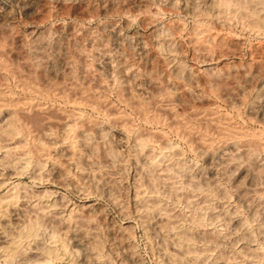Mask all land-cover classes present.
<instances>
[{
	"label": "rangeland",
	"instance_id": "obj_1",
	"mask_svg": "<svg viewBox=\"0 0 264 264\" xmlns=\"http://www.w3.org/2000/svg\"><path fill=\"white\" fill-rule=\"evenodd\" d=\"M33 1V10L30 9V11L22 8L19 0H0V14L2 12L9 13L6 20L0 22V122L2 121L0 123V227H3V230L7 229L6 232L11 228L8 233L11 231L10 234L13 236L14 234L18 235L19 225L24 226L27 224L26 226L31 227V231L33 230L31 238H22L23 245L21 243V249L19 248L22 252L18 250L19 253L16 252L10 257L7 256L8 259L3 254L4 249L2 248L7 243L0 237V253L2 254H0V264H25L26 261L33 262L35 259L37 260L32 264L46 262L49 264H87L81 262V255L78 252H70L73 248V241L70 236L72 232L67 234L69 230L67 225L78 219L75 222L79 231L77 233L92 237L91 249H95L94 251H97L98 254L101 253L100 256L98 255L99 264H110L111 262V264H129L120 256L125 248L118 241L124 236L130 238L137 255H140L139 258L142 264H164L157 249L164 242L154 233V228L156 225H166L169 219L176 220L180 224L183 223L181 225L189 233V235L186 234L187 241L194 244L191 245L192 248L206 253L200 255L194 264H211L213 261H215L214 264H218L223 261L222 259L230 260L233 263L235 261L234 264H264V119L259 114L255 115L253 111L254 104L259 98L260 86L253 83L252 86L248 81L246 86L249 83L250 88L249 86L242 88L240 90V92L242 91L241 94L240 92L236 93L238 90L232 82L233 78H231L239 76L241 78L244 73L243 70L250 73L256 69H261L264 65V0H188L189 2L187 0H185L186 2L184 0H67L70 3L66 0ZM27 11L30 12L27 13ZM123 42L124 44H122ZM139 44L145 45L146 52L140 48ZM40 48H42L41 51ZM138 50L140 51L137 54ZM140 54L141 58L139 57ZM258 54L262 55L259 56ZM64 59L65 62H63ZM105 61L110 63L111 68L107 67ZM51 64H54L57 68L54 72L47 73L46 66ZM141 80H144L143 82L147 84L144 85ZM229 82L232 83V86ZM145 87H148L151 92L148 91V88L147 90L143 89ZM134 88L136 89L134 90ZM145 90L148 92L146 93ZM154 93L160 94L156 95ZM159 96L162 97V101ZM137 98H141L138 99V103ZM253 99L255 102L252 101ZM170 102L171 104H169ZM166 104L168 105L166 106ZM115 113L116 115H114ZM67 124L71 126L70 133L67 131L69 136L64 140L62 132ZM97 126L98 128L102 127L101 129L106 132L105 138L102 140H92L85 144L75 137V132L78 130H82L92 137ZM119 131L124 133L122 145L115 142L118 141L117 133ZM132 133L134 134L132 135ZM70 134H72V137ZM57 139L60 140L58 143ZM138 142L142 144H138ZM71 143L73 146L70 147ZM78 143L80 145H76ZM84 144L91 146V151L87 150ZM207 149L208 151H206ZM240 152L241 154H238ZM232 153L237 155L234 156ZM23 155L28 159L26 160ZM124 157L126 158L123 159ZM143 157L146 158L144 166H138L137 162ZM77 159L81 161L78 162ZM231 159L235 160L231 161ZM64 160L65 162L70 160V163H65ZM71 162L74 167H71ZM81 162H84L82 164L84 166L81 165ZM241 162H244L242 163L243 166ZM246 165L248 170L255 169L256 171L253 170L254 173L251 175L247 174L248 172L245 171L247 170ZM81 167L84 168V171ZM57 168H60V171ZM258 171L262 174H258ZM255 173L257 176H255ZM74 174L76 175L74 176ZM250 181L253 185L250 184ZM96 185L99 187L97 188ZM243 190L245 191L243 192ZM136 197L138 198L136 199ZM140 200H145L156 207L151 212V224L148 227L143 224L139 216L137 217L139 212L138 203H140L138 201ZM154 201H157V203ZM7 202L8 204H6ZM123 207L126 208L122 210ZM34 210H37L36 213ZM231 211L235 212L232 213ZM18 214L19 216H17ZM82 214L83 217H81ZM257 214H260V216ZM232 215L242 220V229L236 231L237 228L235 229L230 221L234 217ZM66 219L67 221H65ZM156 220L157 222H155ZM110 223L112 225L109 226ZM225 225L231 226L227 228ZM33 228L37 231H34ZM53 232L55 234L58 232V235L56 234V236ZM216 232L217 234L219 232L220 236H217ZM193 235L195 237L198 235V237L194 238ZM205 238H207V241L212 240L207 242ZM197 240L200 242L198 243ZM101 241L103 244H101ZM61 242L65 243L67 249L70 250L69 252L66 250L64 253V250L59 246ZM31 245L34 247L31 248ZM43 249L44 251H42ZM49 249L52 253H49L51 252ZM168 249L171 251L170 247ZM238 249H240V252ZM210 251H213V253ZM21 253L24 256L20 255ZM232 254L237 257L232 256ZM246 254L250 257H244L248 256ZM232 257L235 260L234 258L232 260ZM239 257L242 259H239ZM183 259L181 257L180 261L185 264L186 260L184 262ZM220 259L221 261H218Z\"/></svg>",
	"mask_w": 264,
	"mask_h": 264
},
{
	"label": "bare ground",
	"instance_id": "obj_2",
	"mask_svg": "<svg viewBox=\"0 0 264 264\" xmlns=\"http://www.w3.org/2000/svg\"><path fill=\"white\" fill-rule=\"evenodd\" d=\"M17 1V0H16ZM37 1V0H36ZM59 1V0H58ZM61 1V0H60ZM67 1V0H66ZM151 1V0H150ZM181 1V0H180ZM185 1V0H184ZM188 1V0H187ZM19 2H20V4H21V7L22 8H24L25 10H30V9H32L33 8V5H34V1L33 0H19ZM42 2V1H41ZM40 2V3H41ZM64 2V1H63ZM67 2H69V1H67ZM186 2V1H185ZM189 2V1H188ZM37 3V2H36ZM70 3V2H69ZM89 3V2H88ZM87 3V4H88ZM113 3V2H112ZM137 3V2H136ZM135 3V4H136ZM150 3V2H149ZM177 3V2H176ZM183 3V2H182ZM67 4V3H66ZM86 4V3H85ZM144 4V3H143ZM167 4V3H166ZM189 4V3H188ZM198 4V3H197ZM262 4V3H261ZM39 5V4H38ZM42 5V4H41ZM56 5V4H55ZM93 5V4H92ZM112 5V4H111ZM115 6H116V4H114ZM181 5V4H180ZM192 5V4H191ZM194 6H195V4H193ZM47 6V5H46ZM69 6V5H68ZM114 6V7H115ZM182 6V5H181ZM185 6V5H184ZM187 6V5H186ZM197 6V5H196ZM217 6H219V5H217ZM254 6H255V4H254ZM261 6V5H260ZM138 7V6H137ZM180 7V6H179ZM214 7V6H213ZM223 7H224V5H223ZM41 8V7H40ZM68 8V7H67ZM195 8V7H194ZM215 8H216V6H215ZM229 8V7H228ZM248 8V7H247ZM260 8V7H259ZM69 9V8H68ZM184 9H186V8H184ZM191 9V8H190ZM201 9V8H200ZM212 9V8H211ZM252 9V8H251ZM254 9H256V8H254ZM5 10V9H4ZM33 10V9H32ZM41 10V9H40ZM51 10V9H50ZM93 10V9H92ZM137 10V9H136ZM189 10V9H188ZM213 10V9H212ZM6 11V10H5ZM31 11V10H30ZM30 11H27V13L28 12H30ZM187 11V10H186ZM195 11V10H194ZM206 11H208V10H206ZM205 11V12H206ZM2 12V11H1ZM8 12V11H7ZM93 12V11H92ZM211 12H213V11H211ZM220 12V11H219ZM253 12V11H252ZM36 13V12H35ZM91 13V12H90ZM202 13H204V12H202ZM256 13V12H255ZM260 13V12H259ZM8 14L9 13H5V12H2L1 14H0V22L1 21H3V20H6V17L8 16ZM34 14V13H33ZM50 14V13H49ZM199 14V13H198ZM206 14H208V13H206ZM247 14H249V13H247ZM223 15V14H222ZM48 16V15H47ZM209 16V15H208ZM262 17V16H261ZM9 19V18H8ZM11 19V18H10ZM259 19V18H258ZM261 21V20H260ZM5 24H7V23H5ZM4 26V25H3ZM1 27V26H0ZM113 30V29H112ZM32 33V32H31ZM118 33V32H117ZM119 33H121V32H119ZM156 33V32H155ZM154 33V34H155ZM142 34V33H141ZM158 34V33H157ZM156 34V35H157ZM135 35V34H134ZM119 36V35H118ZM132 36V35H131ZM162 36V35H161ZM36 37V36H35ZM49 37V36H48ZM116 37V36H115ZM148 37V36H147ZM153 37V36H152ZM151 37V38H152ZM154 37H156V36H154ZM109 38V37H108ZM133 38V37H132ZM139 38V37H138ZM145 38V37H144ZM39 39V38H38ZM45 39V38H44ZM47 39H49V38H47ZM106 39V38H105ZM110 39V38H109ZM126 39V38H125ZM148 39V38H147ZM40 40V39H39ZM53 40V39H52ZM131 40V39H130ZM138 40V39H137ZM140 40H142V39H140ZM155 40V39H154ZM153 40V41H154ZM125 41V40H124ZM152 41V42H153ZM157 41V40H156ZM159 41V40H158ZM157 41V42H158ZM162 41V40H161ZM34 42V41H33ZM106 42H107V39H106ZM118 42V41H117ZM128 42V41H127ZM151 42V43H152ZM46 43V42H45ZM49 43V42H48ZM143 43V42H142ZM50 44H51V42H50ZM122 44H124V42L122 43ZM127 44V43H126ZM144 44H146V43H144ZM161 44V43H160ZM45 44L43 43V46H44ZM108 45V44H107ZM118 45H120V44H118ZM135 45V44H134ZM134 45H133V47H134ZM138 45V44H137ZM140 45V44H139ZM150 45V44H149ZM156 45V44H155ZM47 46V45H46ZM45 46V47H46ZM61 46V45H60ZM127 46V45H126ZM130 46V45H129ZM141 47V49L142 50H144V52H146L145 51V49H146V47H145V45H140ZM158 46V45H157ZM42 47V46H41ZM59 47V46H58ZM118 47H120V46H118ZM148 47V46H147ZM155 47V46H154ZM55 48V47H54ZM129 48V47H128ZM137 48V47H136ZM159 48H161V47H159ZM37 49V48H36ZM39 49V48H38ZM41 49L42 48H40V51H41ZM52 49V48H51ZM62 49V48H61ZM105 49V48H104ZM120 49V48H119ZM125 49V48H124ZM131 49V48H130ZM140 49V50H141ZM155 49V48H154ZM48 50H49V47H48ZM116 50V49H115ZM122 50V49H121ZM134 50V49H133ZM140 50H138V52H137V54L139 53V51ZM56 51V50H55ZM61 51V50H60ZM64 51H65V49H64ZM63 51V52H64ZM123 51V50H122ZM160 51V50H159ZM47 52V51H46ZM48 52H50V51H48ZM62 52V53H63ZM105 52V51H104ZM117 52V51H116ZM155 52V51H154ZM263 52V51H262ZM36 53V52H35ZM39 53V52H38ZM44 53V52H43ZM58 53V52H57ZM61 53V52H60ZM133 53V52H132ZM141 53V52H140ZM142 53H143V51H142ZM147 53H148V50H147ZM67 54H70V53H67ZM116 54V53H115ZM263 54V53H262ZM262 54H258L259 56L260 55H262ZM39 55V54H38ZM45 55V54H44ZM47 55V54H46ZM71 55V54H70ZM102 55V54H101ZM107 55V54H106ZM144 55V54H143ZM35 56V55H34ZM41 56V55H40ZM60 56V55H59ZM125 56H126V54H125ZM128 56V55H127ZM130 56V55H129ZM256 56V55H255ZM264 56V55H263ZM44 57V56H43ZM65 57V55L63 56V58ZM67 57V56H66ZM72 57V56H71ZM104 57V56H103ZM106 57V56H105ZM140 58H141V54H140V56H139ZM253 57V56H252ZM258 57V56H257ZM262 57V56H261ZM47 58V57H46ZM49 58H51V57H49ZM57 58V57H56ZM152 58V57H151ZM256 58V57H255ZM254 58V59H255ZM70 59V58H69ZM72 59V58H71ZM258 59V58H257ZM73 60V59H72ZM71 60V61H72ZM111 60V59H110ZM110 60H109V62H110ZM122 60H125V59H122ZM139 60H141V59H139ZM264 60V59H263ZM111 61H113V60H111ZM128 61V60H127ZM43 62H44V60H43ZM48 62V61H47ZM46 62V63H47ZM54 62V61H53ZM60 62V61H59ZM63 62H65V59H64V61ZM70 62V61H69ZM108 61H105V64L107 65V67H110V63H109ZM123 63H124V61H122ZM121 62V63H122ZM146 62V61H145ZM257 62V61H256ZM45 63V62H44ZM68 63V62H67ZM104 63V62H103ZM122 63V64H123ZM151 63V62H150ZM253 63V62H252ZM48 64H49V62H48ZM114 64V63H113ZM118 64V63H117ZM130 64V63H129ZM145 64V63H144ZM63 65V64H62ZM65 65V64H64ZM67 65V64H66ZM69 65H70V63H69ZM100 65V64H99ZM105 65V66H106ZM120 65V64H119ZM132 65V64H131ZM179 65V64H178ZM182 65V64H181ZM180 65V66H181ZM252 65V64H251ZM42 66H44V65H42ZM117 66V65H116ZM123 66V65H122ZM130 66V65H129ZM134 66V65H133ZM185 66V65H184ZM240 66V65H239ZM250 66V65H249ZM259 66V65H258ZM63 67V66H62ZM65 67V66H64ZM119 67V66H118ZM125 67V66H124ZM126 67H128V66H126ZM245 67V66H244ZM252 67H254V66H252ZM256 67V66H255ZM57 68V67H56ZM55 68V65L54 64H51V65H47L46 66V71H47V73L48 72H54V70L56 69ZM104 68V67H103ZM111 68V67H110ZM132 68H134V67H132ZM181 68H182V66H181ZM231 68V67H230ZM250 68H251V66H250ZM61 69V68H60ZM114 69V68H113ZM126 69V68H125ZM233 69V68H232ZM231 69V70H232ZM255 69V68H254ZM253 69V70H254ZM44 70V69H43ZM106 70V69H105ZM108 70H110V69H108ZM119 70V69H118ZM121 70V69H120ZM127 70V69H126ZM137 70V69H136ZM176 70V69H175ZM184 70V69H183ZM183 70H181V71H183ZM187 70V69H186ZM236 70V69H235ZM241 70H243V69H241ZM249 70V69H248ZM251 70V69H250ZM113 71V70H112ZM130 71V70H129ZM133 71V70H132ZM138 71V70H137ZM190 71V70H189ZM115 72V71H114ZM149 72V71H148ZM179 72V71H178ZM243 74H242V77L241 78H239V77H231V78H233V83H234V86L236 87V89L238 90V92H236V93H239L240 92V90L242 89V88H247L248 86H249V83H248V86H246V83L248 82V81H250V84L253 86V84H255V85H257V86H260V88H259V98H257L258 100H257V102H256V104H254V107H253V111L255 112V115L256 114H259V115H261L262 116V118L264 119V65H262V68L261 69H256V70H254V71H252V72H250V73H246L245 72V70H243ZM46 73V72H45ZM132 73V72H131ZM138 73V72H137ZM189 73V72H188ZM187 73V74H188ZM43 74H44V72H43ZM134 74V73H133ZM151 74V73H150ZM176 74H177V71H176ZM232 74H234L233 72H232ZM47 75V74H46ZM50 75V74H49ZM116 75V74H115ZM118 75V74H117ZM180 75V74H179ZM126 76V75H125ZM127 76H128V74H127ZM131 76V75H130ZM141 76V75H140ZM182 76V75H181ZM184 76V75H183ZM189 76V75H188ZM231 76V75H230ZM235 76H237V75H235ZM115 77V76H114ZM136 77V76H135ZM137 77H139V76H137ZM145 77H146V75H145ZM152 77H153V75H152ZM178 77H180V76H178ZM126 78V77H125ZM124 78V79H125ZM189 78H190V76H189ZM192 78V77H191ZM123 79V78H122ZM136 79V78H135ZM142 79V78H141ZM186 79V78H185ZM193 79V78H192ZM228 79H230V78H228ZM114 80V79H113ZM132 80V79H131ZM137 80V79H136ZM144 80H145V78H144ZM144 80H141V82H143ZM180 80V79H179ZM116 81V80H115ZM120 81V80H119ZM133 81H135L134 79H133ZM138 81V80H137ZM156 81V80H155ZM184 81H186V80H184ZM193 81V80H192ZM210 81V80H209ZM229 81V80H228ZM126 82V81H125ZM140 82V81H139ZM138 82V83H139ZM146 82H147V80H146ZM151 82V81H150ZM190 82V81H189ZM132 83V82H131ZM134 83V82H133ZM144 83V82H143ZM142 83V84H143ZM155 83H157V82H155ZM253 83V84H252ZM126 84V83H125ZM145 84H147V83H144V85ZM150 84V83H149ZM158 84V83H157ZM192 84V83H191ZM214 84V83H213ZM229 84L231 85L232 83H230L229 82ZM123 85V84H122ZM127 85H128V83H127ZM134 85V84H133ZM151 85V84H150ZM149 85V86H150ZM156 85V84H155ZM211 85V84H210ZM230 85H228V86H230ZM148 86V87H149ZM153 86V85H152ZM208 86V85H207ZM232 86V85H231ZM246 86V87H245ZM122 87V86H121ZM135 87V86H134ZM144 87V86H143ZM148 87H145V88H143V89H146L147 90V88ZM155 88H157V87H155ZM155 88H153V89H155ZM210 88V87H209ZM227 88H229V87H227ZM233 88V87H232ZM249 88H250V86H249ZM252 88V87H251ZM136 88H134V90H135ZM140 89V88H139ZM142 89V90H143ZM152 89V90H153ZM161 89V88H160ZM226 89V88H225ZM141 90V89H140ZM145 90V91H146ZM162 90V89H161ZM227 90V89H226ZM230 90V89H229ZM129 91V90H128ZM136 91H138V90H136ZM135 91V92H136ZM144 91V90H143ZM148 91H150L149 90V88H148ZM148 91H146V93L148 92ZM232 91V90H231ZM124 92V91H123ZM139 92V91H138ZM137 92V93H138ZM151 92V91H150ZM154 92V91H153ZM226 92V91H225ZM233 92H235L234 90H233ZM242 92V91H241ZM241 92H240V94H241ZM143 93V92H142ZM157 93V92H156ZM156 93H154V94H156ZM161 93V92H160ZM159 93V94H160ZM227 93V92H226ZM253 93V92H252ZM128 94V93H127ZM130 94V93H129ZM135 94V93H134ZM151 94V93H150ZM159 94H156V95H159ZM239 94V95H240ZM130 95H132V94H130ZM139 95V94H138ZM142 95V94H141ZM152 95V94H151ZM225 95V94H224ZM226 95H228V93L226 94ZM253 95V94H252ZM136 96V95H135ZM148 96V95H147ZM245 96H248V95H245ZM84 97V96H83ZM146 97V96H145ZM160 97V96H159ZM167 97V96H166ZM227 97V96H226ZM235 97V96H234ZM233 97V98H234ZM253 97H255L254 95H253ZM132 98V97H131ZM161 98L162 97H160V100H161ZM247 98V97H246ZM83 99V98H82ZM129 99H130V97H129ZM138 99L139 98H137V103H138ZM141 99V98H140ZM139 99V100H140ZM167 99V98H166ZM248 99V98H247ZM255 99V98H254ZM254 99L252 100V101H254ZM86 100H88L87 98H86ZM144 100V99H143ZM235 100V99H234ZM244 100V99H243ZM73 101V100H72ZM125 101V100H124ZM162 101V100H161ZM90 102V101H89ZM92 102V101H91ZM141 102V101H140ZM164 102V101H163ZM163 102H162V104H163ZM165 102H167V101H165ZM174 102V101H173ZM244 102V101H243ZM255 102V101H254ZM87 103V102H86ZM99 103V102H98ZM159 103H161V102H159ZM238 103V102H237ZM240 103V102H239ZM93 104V103H92ZM97 104V103H96ZM169 104H171V102L169 103ZM236 104V103H235ZM165 105V104H164ZM168 104H166V106H167ZM248 105H250V104H248ZM247 105V106H248ZM252 105V104H251ZM105 106V105H104ZM140 106H141V104H140ZM166 106H164V107H166ZM215 106V105H214ZM94 107V106H93ZM173 107V106H172ZM252 107V106H251ZM174 108V107H173ZM104 109V108H103ZM108 109V108H107ZM111 109V108H110ZM171 109V108H170ZM250 109H252V108H250ZM109 110V109H108ZM107 111V110H106ZM111 111V110H110ZM171 111V110H170ZM173 111V110H172ZM249 111H251V110H249ZM66 112V111H65ZM204 112V111H203ZM252 112V111H251ZM81 113V112H80ZM253 113V112H252ZM198 114V113H197ZM71 115V114H70ZM76 115V114H75ZM107 115V114H106ZM110 115H111V112H110ZM114 115H116V113L114 114ZM177 115V114H176ZM11 116V115H10ZM80 116H82V115H80ZM79 116V117H80ZM113 116V115H112ZM203 116V115H202ZM208 116V115H207ZM8 117V116H7ZM198 117V116H197ZM203 118V117H202ZM214 118V117H213ZM6 119V118H5ZM12 119V118H11ZM65 119H66V117H65ZM108 119V118H107ZM114 119V118H113ZM255 119V118H254ZM3 120V119H2ZM211 120V119H210ZM262 120V119H261ZM108 121H110V120H108ZM115 121V120H114ZM198 121H200V120H198ZM205 121V120H204ZM2 122V121H1ZM0 122V123H1ZM6 122V121H5ZM4 122V123H5ZM8 122V121H7ZM116 122V121H115ZM202 122V121H201ZM75 123V122H74ZM99 123V122H98ZM103 123V122H102ZM216 123V122H215ZM63 124V123H62ZM69 124V123H68ZM63 125L64 126V131L62 132L63 134H62V136L64 135V140H66L67 139V137L69 136V131H70V125ZM101 124V123H100ZM118 124H119V122H118ZM125 124V123H124ZM228 124V123H227ZM5 125V124H4ZM3 125V126H4ZM97 125H99V124H97ZM101 125H103V124H101ZM111 125V124H110ZM116 125V124H115ZM120 125V124H119ZM11 126V125H10ZM73 126V125H72ZM79 126V125H78ZM227 126V125H226ZM229 126H231V125H229ZM105 127V126H104ZM104 127H103V129H104ZM106 127H107V125H106ZM109 127H111V126H109ZM117 127V126H116ZM219 127V126H218ZM264 127V126H263ZM3 128V127H2ZM7 128V127H6ZM62 128V127H61ZM60 128V129H61ZM82 128V127H81ZM95 128V127H94ZM93 128V129H94ZM102 128V127H101ZM100 127L98 128V126H97V128L95 129V132H94V134L92 135V137H90V136H88V134L86 133L85 134V132L84 131H82V130H78L77 132H75L76 134H75V137L76 138H78V140L80 141V142H82V143H89V142H91L92 140H102L103 138H105V131L104 130H102ZM122 128H123V126H122ZM131 128V127H130ZM4 129V128H3ZM108 129V128H107ZM114 129V128H113ZM116 129V128H115ZM118 129H119V127H118ZM118 129H117V131H118ZM121 129V128H120ZM5 130V129H4ZM59 130V129H58ZM84 130V129H83ZM228 130V129H227ZM61 131V130H60ZM59 131V132H60ZM69 133H68V132ZM72 131V130H71ZM91 131V130H90ZM94 131V130H93ZM235 131H236V129H235ZM3 132V131H2ZM5 132V131H4ZM88 132V131H87ZM126 132H127V130H126ZM131 132H133V131H131ZM223 132V131H222ZM226 132V131H225ZM261 132V131H260ZM1 133V132H0ZM61 133V132H60ZM115 133V132H114ZM231 133V132H230ZM51 134V133H50ZM57 134V133H56ZM89 134H91V133H89ZM111 134V133H110ZM118 141H115V139H114V141L115 142H118V144H120V145H122L123 144V142H124V133H123V131H119L118 133ZM134 133H132V135H133ZM254 134V133H253ZM259 134H261V133H259ZM43 135H45L44 133H43ZM47 136H49L48 134H46ZM71 135V137H72V134H70ZM116 135V134H115ZM114 135V136H115ZM235 135V134H234ZM237 135V134H236ZM241 135V134H240ZM242 135H244V134H242ZM1 136H2V134H1ZM53 136V135H52ZM107 136V135H106ZM111 136V135H110ZM239 136V135H238ZM249 136V135H248ZM3 137V136H2ZM46 137V136H45ZM50 137V136H49ZM49 137H46V138H49ZM61 137V136H60ZM243 137V136H242ZM259 137V136H258ZM58 138V137H57ZM114 138V137H113ZM230 138V137H229ZM236 138H238V137H236ZM247 138V137H246ZM255 138H257V137H255ZM45 139V138H44ZM51 139V138H50ZM70 139V138H69ZM72 139V138H71ZM75 139V138H74ZM111 139V138H110ZM126 139V138H125ZM227 139V138H226ZM232 139V138H231ZM6 140V139H5ZM60 140H62L63 141V139L62 138H60ZM60 140H58L57 139V143H58V141H60ZM230 140V139H229ZM251 140V139H250ZM48 141V140H47ZM69 141V140H68ZM130 141V140H129ZM132 141V140H131ZM101 142V141H100ZM108 142V141H107ZM115 142H114V144H115ZM127 142V141H126ZM248 142V141H247ZM249 142H251V141H249ZM257 142V141H256ZM98 143V142H97ZM102 143H104V142H102ZM133 143H136V142H133ZM72 144V143H71ZM70 144V147L71 146H73V144L71 145ZM84 144V145H85ZM91 144V143H90ZM93 144V143H92ZM138 144H142V143H139L138 142ZM144 144V143H143ZM225 144V143H224ZM243 144V143H242ZM241 144V145H242ZM246 144V143H245ZM249 144V143H248ZM247 144V145H248ZM257 144V143H256ZM76 145H80V143H78V144H76ZM127 145H128V143H127ZM234 145V144H233ZM246 145V146H247ZM251 145V144H250ZM260 145V144H259ZM46 146V145H45ZM57 146V145H56ZM58 146H59V144H58ZM65 146V145H64ZM93 146V145H92ZM139 146V145H138ZM143 146V145H142ZM230 146V145H229ZM232 146V145H231ZM238 146V145H237ZM254 146V145H253ZM55 147V146H54ZM78 147V146H77ZM91 146H88V145H85V148L87 149V150H89V151H91V148H90ZM96 147H98V146H96ZM144 147H145V145H144ZM228 147V146H227ZM226 147V148H227ZM242 147V146H241ZM250 147V146H249ZM248 147V148H249ZM251 147H252V145H251ZM262 147V146H261ZM117 148V147H116ZM121 148H122V146H121ZM137 148V147H136ZM172 148V147H171ZM205 148H207L206 146H205ZM217 148V147H216ZM216 148H214V149H216ZM225 148V149H226ZM231 148V147H230ZM233 148H234V146H233ZM253 148V147H252ZM255 148H256V146H255ZM50 149H52V148H50ZM67 149V148H66ZM74 149V148H73ZM79 149V148H78ZM98 149V148H97ZM134 149V148H133ZM139 149V148H138ZM137 149V150H138ZM143 149V148H142ZM160 149H162V148H160ZM245 149V148H244ZM250 149V148H249ZM249 149H247V150H249ZM254 149V148H253ZM42 150V149H41ZM58 150V149H57ZM71 150V149H70ZM111 150V149H110ZM141 150V149H140ZM144 150V149H143ZM158 150V149H157ZM222 150V149H221ZM223 150H224V148H223ZM230 150V149H229ZM237 150V149H236ZM246 150V149H245ZM245 150H244V152H245ZM260 150V149H259ZM44 151V150H43ZM55 151V150H54ZM71 151H73V150H71ZM97 151V150H96ZM103 151V150H102ZM112 151H113V149H112ZM151 151V150H150ZM153 151V150H152ZM206 151H208V149L206 150ZM242 151V150H241ZM255 151H256V149H255ZM50 152V151H49ZM52 152V151H51ZM75 152V151H74ZM109 152V151H108ZM107 152V153H108ZM114 152V151H113ZM116 152V151H115ZM123 152V151H122ZM132 152V151H131ZM142 152V151H141ZM141 152H140V154H141ZM199 152H200V150H199ZM235 152V151H234ZM249 152V151H248ZM264 152V151H263ZM67 153V152H66ZM69 153V152H68ZM87 153V152H86ZM110 153H111V151H110ZM119 153V152H118ZM133 153H135V152H133ZM138 153V152H137ZM202 153V152H201ZM205 153V152H204ZM216 153V152H215ZM225 153V152H224ZM227 153V152H226ZM250 153V152H249ZM248 153V154H249ZM257 153V152H256ZM262 153V152H261ZM24 154V153H23ZM61 154H63V153H61ZM71 154H73V153H71ZM79 154V153H78ZM106 154V153H105ZM220 154V153H219ZM231 154V153H230ZM233 154V153H232ZM236 154V153H235ZM238 154H241V152L240 153H238ZM243 154V153H242ZM247 154V155H248ZM25 155H27V154H25ZM67 155V154H66ZM80 155H81V153H80ZM90 155H91V153H90ZM122 155H123V153H122ZM128 155V154H127ZM135 155V154H134ZM133 155V156H134ZM144 155H146V154H144ZM149 155V154H148ZM161 155V154H160ZM178 155V154H177ZM226 155V154H225ZM234 155V154H233ZM237 155V154H236ZM236 155H234V156H236ZM254 155H255V153H254ZM253 155V156H254ZM257 155V154H256ZM259 155V154H258ZM49 156H51V155H49ZM58 156V155H57ZM61 156H63V155H61ZM83 156H85V155H83ZM104 156H107V155H104ZM109 156V155H108ZM112 156V155H111ZM153 156V155H152ZM157 156V155H156ZM231 156V155H230ZM239 156H241V155H239ZM244 156V155H243ZM252 156V155H251ZM260 156V155H259ZM20 157V156H19ZM23 157H24V155H23ZM28 157V156H27ZM65 157V156H64ZM67 157V156H66ZM72 157V156H71ZM78 157H80V156H78ZM137 157H138V155H137ZM148 157V156H147ZM159 157V156H158ZM157 157V158H158ZM180 157V156H179ZM219 157H220V155H219ZM222 157V156H221ZM224 157V156H223ZM247 157V156H246ZM258 157V156H257ZM25 158V157H24ZM69 158V157H68ZM98 158V157H97ZM96 158V159H97ZM107 158V157H106ZM113 158V157H112ZM117 158V157H116ZM126 157H124L123 159H125ZM140 158H141V156H140ZM150 158H151V156H150ZM165 158V157H164ZM234 158V157H233ZM259 158H261V157H259ZM22 159V158H21ZM26 159V158H25ZM28 159V158H27ZM26 159V160H27ZM42 159V158H41ZM75 159V158H74ZM84 159H85V157H84ZM84 159H83V161H84ZM86 159H87V157H86ZM119 159V158H118ZM153 159H154V157H153ZM152 159V160H153ZM160 159V158H159ZM239 159V158H238ZM250 159H252V158H250ZM258 159V158H257ZM257 159H255V160H257ZM20 160V159H19ZM92 160V159H91ZM109 160V159H108ZM115 160V159H114ZM127 160V159H126ZM145 160H146V158L145 157H143L139 162H137V164H138V166H144V164H145ZM151 160V159H150ZM161 160H163V159H161ZM233 160H235V159H233ZM232 159H231V161H233ZM253 160H254V158H253ZM16 161V160H15ZM41 161V160H40ZM52 161V160H51ZM63 161V160H62ZM61 161V162H62ZM70 161V160H69ZM69 161H67V162H69ZM72 161V160H71ZM77 161H78V159H77ZM79 161H81L80 159H79ZM78 161V162H79ZM106 161H107V159H106ZM113 161V160H112ZM124 161V160H123ZM122 161V162H123ZM133 161V160H132ZM137 161V160H136ZM160 161V160H159ZM168 161V160H167ZM238 161V160H237ZM239 161H240V159H239ZM238 161V162H239ZM242 161V160H241ZM252 161V160H251ZM262 161V160H261ZM8 162V161H7ZM13 162V161H12ZM24 162V161H23ZM56 162V161H55ZM58 162H59V160H58ZM64 162H65V160H64ZM67 162H65V163H67ZM99 162V161H98ZM98 162H97V164H98ZM105 162V161H104ZM103 162V163H104ZM119 162H121L120 161V159H119ZM134 162V161H133ZM150 162V161H149ZM153 162H155V161H153ZM45 163V162H44ZM70 163V162H69ZM68 163V164H69ZM72 163V162H71ZM76 163V162H75ZM84 163V162H83ZM82 162H81V165L83 164ZM92 164H93V162H91ZM95 163H96V160H95ZM106 163V162H105ZM147 163V162H146ZM152 163V162H151ZM242 163H244V162H241V165H242ZM252 163V162H251ZM60 164V163H59ZM63 164V163H62ZM78 164V163H77ZM87 164V163H86ZM107 164H108V161H107ZM119 164V163H118ZM135 164V163H134ZM156 164V163H155ZM160 164V163H159ZM231 164V163H230ZM250 164V163H249ZM252 164H254V163H252ZM251 164V165H252ZM257 164V163H256ZM260 164V163H259ZM17 165H19V164H17ZM21 165H22V163H21ZM29 165V164H28ZM41 165V164H40ZM56 165V164H55ZM72 166L71 167H74L73 166V163L71 164ZM76 165V164H75ZM102 165V164H101ZM124 165V164H123ZM129 165V164H128ZM149 165V164H148ZM234 165H235V163H234ZM240 165V166H241ZM245 165V164H244ZM255 165V164H254ZM261 165H263V164H261ZM15 166V165H14ZM22 166H24V165H22ZM35 166V165H34ZM38 166V165H37ZM57 166V165H56ZM60 166V165H59ZM68 166V165H67ZM82 166H84V165H82ZM98 166V165H97ZM106 166V165H105ZM153 166H155V165H153ZM243 166V165H242ZM247 166V165H246ZM258 166V165H257ZM18 167V166H17ZM20 167V166H19ZM44 167V166H43ZM70 167V166H69ZM68 167V168H69ZM77 167V166H76ZM102 167V166H101ZM100 167V168H101ZM112 167V166H111ZM110 167V168H111ZM168 167H170V166H168ZM254 167V166H253ZM262 167V166H261ZM15 168V167H14ZM21 168H24V167H21ZM25 168H26V165H25ZM62 168H67V167H62ZM61 168V169H62ZM80 168V167H79ZM82 168V167H81ZM90 168H91V166H90ZM121 168H124V167H121ZM126 168V167H125ZM128 168V167H127ZM126 168V169H127ZM140 168V167H139ZM138 168V169H139ZM150 168V167H149ZM181 168V167H180ZM237 168H239V167H237ZM57 169H59V171H60V168H57ZM83 169V171H84V168H82ZM113 169V168H112ZM142 169V168H141ZM146 169V168H145ZM245 169V168H244ZM249 169H251V168H249ZM23 170V169H22ZM40 170V169H39ZM38 170V171H39ZM52 170V169H51ZM56 170V169H55ZM66 170H68V169H66ZM65 170V171H66ZM71 170H72V168H71ZM75 170V169H74ZM85 170H86V168H85ZM92 170V169H91ZM107 170V169H106ZM115 170V169H114ZM137 170V169H136ZM143 170H144V168H143ZM142 170V171H143ZM197 170V169H196ZM252 170V169H251ZM251 170H248V166H247V170H245L246 172H248L247 174H249V175H251V174H253L254 172H253V170H255V169H253L252 171ZM264 170V169H263ZM24 171V170H23ZM36 171V170H35ZM81 171V170H80ZM82 171V172H83ZM87 171H88V169H87ZM94 171V170H93ZM92 171V172H93ZM101 171H104V170H101ZM122 171V170H121ZM154 171V170H153ZM245 171H242V172H245ZM256 171V170H255ZM16 172V171H15ZM54 172H56V171H54ZM62 172V171H61ZM95 172V171H94ZM98 172V171H97ZM144 172V171H143ZM148 172H149V170H148ZM150 172H152V171H150ZM264 172V171H263ZM81 173V172H80ZM139 173V172H138ZM190 173V172H189ZM53 174H56V173H53ZM104 174H105V172H104ZM140 174V173H139ZM144 174V173H143ZM142 174V175H143ZM146 174V173H145ZM150 174V173H149ZM195 174V173H194ZM240 174H242L241 172H240ZM243 174H245V173H243ZM256 174V173H255ZM258 174H262V173H260L259 171H258ZM264 174V173H263ZM59 175V174H58ZM62 175V174H61ZM65 175V174H64ZM71 175V174H70ZM76 174H74V176H75ZM91 175V174H90ZM153 175V174H152ZM187 175H189V174H187ZM248 175V176H249ZM55 176V175H54ZM73 176V177H74ZM78 176H79V174H78ZM86 176V175H85ZM84 176V177H85ZM104 176V175H103ZM102 176V177H103ZM148 176V175H147ZM155 176V175H154ZM170 176V175H169ZM244 176V175H243ZM253 176V175H252ZM251 176V177H252ZM255 176H257V174L255 175ZM59 177V176H58ZM57 177V178H58ZM61 177V176H60ZM67 177V176H66ZM83 177V176H82ZM139 177V176H138ZM150 177V176H149ZM149 177H147V178H149ZM175 177V176H174ZM173 177V178H174ZM240 177V176H239ZM242 177V176H241ZM250 177V178H251ZM68 178V177H67ZM238 178V177H237ZM247 178V177H246ZM245 178V179H246ZM249 178V177H248ZM81 179V178H80ZM85 179V178H84ZM86 179H87V177H86ZM94 179V178H93ZM101 179V178H100ZM166 179H168V178H166ZM176 179V178H175ZM194 179V178H193ZM241 179V178H240ZM253 179V178H252ZM257 179V178H256ZM255 179V180H256ZM67 180V179H66ZM83 180V179H82ZM97 180V179H96ZM169 180V179H168ZM243 180V179H242ZM248 180V179H247ZM254 180V179H253ZM62 181H64V180H62ZM101 181V180H100ZM150 181V180H149ZM196 181V180H195ZM240 181V180H239ZM252 181V180H251ZM251 181H250V184H251ZM263 181V180H262ZM74 182V181H73ZM99 182V181H98ZM259 182V181H258ZM66 183H68V182H66ZM77 183V182H76ZM97 183V182H96ZM95 183V184H96ZM103 183H105V182H103ZM112 183H114V182H112ZM146 183V182H145ZM241 183V182H240ZM244 183H245V181H244ZM116 184V183H115ZM143 184V183H142ZM172 184V183H171ZM239 184V183H238ZM248 184V183H247ZM62 185H63V183H62ZM65 185V184H64ZM71 185H74V184H71ZM70 185V186H71ZM101 185V184H100ZM205 185V184H204ZM242 185V184H241ZM251 185H253V184H251ZM12 186V185H11ZM95 186V185H94ZM104 186V185H103ZM106 186V185H105ZM175 186V185H174ZM240 186V185H239ZM238 186V187H239ZM14 187V186H13ZM17 187V186H16ZM75 187V186H74ZM96 187H97V185H96ZM99 187V186H98ZM97 187V188H98ZM158 187V186H157ZM217 187V186H216ZM76 188V187H75ZM94 188V187H93ZM143 188V187H142ZM145 188H146V186H145ZM172 188V187H171ZM192 188V187H191ZM214 188V187H213ZM220 188V187H219ZM149 189H150V187H149ZM178 189V188H177ZM196 189V188H195ZM202 189V188H201ZM206 189V188H205ZM209 189V188H208ZM238 189V188H237ZM242 189V188H241ZM246 189H247V187H246ZM9 190V189H8ZM80 190V189H79ZM171 190V189H170ZM179 190V189H178ZM211 190H213V189H211ZM225 190V189H224ZM110 191V190H109ZM147 191V190H146ZM152 191V190H151ZM198 191V190H197ZM202 191V190H201ZM200 191V192H201ZM218 191V190H217ZM245 190H243V192H244ZM250 191V190H249ZM98 192V191H97ZM144 192V191H143ZM154 192V191H153ZM175 192V191H174ZM240 193H242L241 191H239ZM238 192V193H239ZM49 193V192H48ZM101 193V192H100ZM105 193V192H104ZM110 194H112L111 192H109ZM156 193V192H155ZM249 193V192H248ZM11 194V193H10ZM14 194V193H13ZM54 194V193H53ZM114 194V193H113ZM147 194V193H146ZM165 194V193H164ZM170 194H171V192H170ZM178 194V193H177ZM213 194V193H212ZM218 194V193H217ZM245 194V193H244ZM152 195H153V193H152ZM174 195V194H173ZM209 195V194H208ZM211 195V194H210ZM224 195V194H223ZM246 195V194H245ZM23 196V195H22ZM26 196V195H25ZM35 196V195H34ZM112 196H114V195H112ZM186 196V195H185ZM194 196V195H193ZM213 196V195H212ZM250 196V195H249ZM44 197V196H43ZM47 197V196H46ZM45 197V198H46ZM142 197V196H141ZM173 197V196H172ZM194 197H196V196H194ZM214 197V196H213ZM241 197V196H240ZM243 197H244V195H243ZM258 197V196H257ZM2 198V197H1ZM15 198V197H14ZM20 198V197H19ZM18 198V199H19ZM38 198V197H37ZM110 198V197H109ZM138 197H136V199H137ZM139 198H140V196H139ZM152 198V197H151ZM203 198H204V196H203ZM222 198V197H221ZM249 198V197H248ZM247 198V199H248ZM254 198H255V196H254ZM18 199H17V201H18ZM25 199V198H24ZM40 199V198H39ZM49 199H50V197H49ZM115 200H116V198H114ZM142 199V198H141ZM143 199H146V198H143ZM155 199V198H154ZM192 199H193V197H192ZM257 199V198H256ZM52 200V199H51ZM152 200V199H151ZM151 200H149V201H151ZM159 200V199H158ZM185 200V199H184ZM203 200V199H202ZM208 200V199H207ZM246 200V199H245ZM245 200H244V202H245ZM252 200H253V198H252ZM14 201V200H13ZM37 201V200H36ZM117 201V200H116ZM176 201H178V200H176ZM192 201V200H191ZM197 201V200H196ZM201 201V200H200ZM206 201V200H205ZM212 201V200H211ZM259 201V200H258ZM11 202V201H10ZM44 202H45V200H44ZM47 202V201H46ZM115 202V201H114ZM138 202H140V203H138L139 204V212H138V215H137V217L139 216L140 217V219L142 220V222H143V224L146 226V227H148V226H150V224H151V218H150V215H151V212L156 208V207H154L153 205H151V204H149L148 202H146L145 200H140V201H138ZM155 202V201H154ZM186 202V201H185ZM193 202V201H192ZM204 202V201H203ZM240 202V201H239ZM242 202V201H241ZM249 202V201H248ZM247 202V203H248ZM250 202H252V201H250ZM14 203V202H13ZM53 203V202H52ZM63 203V202H62ZM117 203V202H116ZM151 203V202H150ZM155 203H157V201L155 202ZM195 203V202H194ZM198 203V202H197ZM200 203V202H199ZM204 203H206V202H204ZM246 203V202H245ZM258 203V202H257ZM257 203H255L256 205H257ZM6 204H8V202L6 203ZM23 204V203H22ZM30 204H31V201H30ZM29 204V205H30ZM33 204V203H32ZM38 204V203H37ZM41 204V203H40ZM162 204V203H161ZM190 204V203H189ZM196 204V203H195ZM203 204V203H202ZM249 204V203H248ZM253 204V203H252ZM254 204V205H255ZM12 205V204H11ZM19 205V204H18ZM48 205H49V203H48ZM52 205V204H51ZM93 205H94V203H93ZM163 205V204H162ZM167 205V204H166ZM186 205V204H185ZM193 205V204H192ZM200 205V204H199ZM3 206V205H2ZM47 206V205H46ZM46 206H45V208H46ZM50 206V205H49ZM64 206V205H63ZM101 206V205H100ZM121 206V205H120ZM137 206V205H136ZM168 206V205H167ZM190 206V205H189ZM195 206V205H194ZM207 206H209V205H207ZM250 206H251V204H250ZM4 207V206H3ZM25 207V206H24ZM29 207H31V206H29ZM34 207V206H33ZM52 207V206H51ZM119 207V206H118ZM171 207V206H170ZM202 207H204V206H202ZM247 207H248V205H247ZM255 208H256V206H254ZM6 208H7V206H6ZM23 208V207H22ZM41 208V207H40ZM43 208V207H42ZM44 208V209H45ZM50 208V207H49ZM56 208V207H55ZM126 207H123L122 208V210L123 209H125ZM138 208V207H137ZM136 208V209H137ZM188 208V207H187ZM207 208V207H206ZM221 208H223V207H221ZM226 208V207H225ZM224 208V209H225ZM12 209V208H11ZM21 209V208H20ZM19 209V210H20ZM24 209V208H23ZM35 209V208H34ZM103 209V208H102ZM159 209V208H158ZM202 209H204V208H202ZM209 209V208H208ZM228 209V208H227ZM259 209V208H258ZM9 210V209H8ZM27 210V209H26ZM31 210V209H30ZM38 210V209H37ZM37 210H34V212L35 211H37ZM43 210V209H42ZM77 210V209H76ZM84 210V209H83ZM89 210V209H88ZM101 210V209H100ZM121 210V211H122ZM173 210V209H172ZM0 211H1V209H0ZM4 212H5V210H3ZM18 211V210H17ZM23 211V210H22ZM29 211V210H28ZM62 211V210H61ZM98 211V210H97ZM164 211V210H163ZM167 211V210H166ZM171 211V210H170ZM179 211V210H178ZM210 211V210H209ZM219 211H221V210H219ZM236 212H237V210H235ZM235 211H233V212H235ZM12 212V211H11ZM27 212V211H26ZM54 212V211H53ZM89 212H92V211H89ZM181 212V211H180ZM229 212V211H228ZM232 212V211H231ZM232 212V213H233ZM255 212V211H254ZM260 212V211H259ZM1 213V212H0ZM3 213V212H2ZM24 213V212H23ZM22 213V214H23ZM36 213V212H35ZM47 213H49V212H47ZM105 213H107V212H105ZM137 213V212H136ZM159 213V212H158ZM166 213V212H165ZM185 213V212H184ZM217 213V212H216ZM224 213V212H223ZM258 213V212H257ZM261 213H262V211H261ZM6 214V213H5ZM10 214H12V213H10ZM14 214H16V213H14ZM40 214V213H39ZM54 214V213H53ZM53 214H51V215H53ZM57 214H59V213H57ZM75 214V213H74ZM78 214V213H77ZM124 214H125V212H124ZM153 214H154V212H153ZM174 214H175V212H174ZM194 214V213H193ZM219 214H220V212H219ZM228 214V213H227ZM229 214H230V212H229ZM239 214V213H238ZM252 215H253V213H251ZM256 214V213H255ZM7 215H8V213H7ZM25 215V214H24ZM51 215H49V216H51ZM155 215V214H154ZM161 215V214H160ZM159 215V216H160ZM163 215V214H162ZM187 215V214H186ZM190 215V214H189ZM188 215V216H189ZM225 215H226V213H225ZM237 215V214H236ZM240 215V214H239ZM257 215H259L260 216V214H257ZM16 216V215H15ZM17 216H19V214L17 215ZM27 216V215H26ZM169 216V215H168ZM175 216V215H174ZM177 216H178V214H177ZM221 216V215H220ZM232 216H234V215H232ZM255 216V215H254ZM262 216V215H261ZM22 217H23V215H22ZM43 217V216H42ZM46 217H47V214H46ZM65 217V216H64ZM79 217V216H78ZM81 217H83V214H82V216ZM103 217V216H102ZM105 217V216H104ZM103 217V218H104ZM171 217H173V216H171ZM196 217V216H195ZM221 217H223V216H221ZM221 217H220V219H221ZM228 217V216H227ZM29 218V217H28ZM32 218H33V216H32ZM36 218V217H35ZM57 218V217H56ZM63 218V217H62ZM75 218V217H74ZM102 218V219H103ZM154 218V217H153ZM175 218H176V216H175ZM180 218V217H179ZM211 218V217H210ZM215 218V217H214ZM218 218V217H217ZM251 218V217H250ZM258 218V217H257ZM256 218V219H257ZM263 218H264V216H263ZM1 219V218H0ZM14 219H16V218H14ZM23 219V218H22ZM34 219V218H33ZM32 219V220H33ZM51 220L53 219L52 217L50 218ZM54 219H55V217H54ZM82 219V218H81ZM100 219H101V217H100ZM162 219V218H161ZM185 219V218H184ZM189 219V218H188ZM212 219H213V217H212ZM219 219V218H218ZM225 219V218H224ZM255 219V218H254ZM38 220H39V217H38ZM42 220V219H41ZM40 220V221H41ZM72 220V219H71ZM74 220V219H73ZM79 220V219H78ZM78 220H76L75 222H77ZM92 220V219H91ZM114 220V219H113ZM160 220V219H159ZM191 220V219H190ZM194 220V219H193ZM192 220V221H193ZM202 220V219H201ZM222 220V219H221ZM227 220V219H226ZM262 220V219H261ZM17 221V220H16ZM22 221V220H21ZM34 221V220H33ZM39 221V222H40ZM43 221V220H42ZM46 220L44 219V222H45ZM48 221V220H47ZM65 221H67V219L65 220ZM82 221V220H81ZM162 221V220H161ZM183 221V220H182ZM188 221V220H187ZM228 221V220H227ZM227 221H225V222H227ZM231 223H232V225L235 227V229H236V231L238 230V229H242V220H240V219H238V218H236L235 216L234 217H232L231 218ZM247 221H249V220H247ZM260 221V220H259ZM14 222V221H13ZM28 222V221H27ZM35 222V221H34ZM44 222H42V223H44ZM53 222V221H52ZM72 222V221H71ZM71 222H70V224L69 225H67L68 226V233L67 234H70L71 232H72V234L70 235L71 236V239H72V241H73V248H72V251H70V250H68L67 248L68 247H66V245H65V243H62L61 242V244L59 245V246H61V248L64 250V253H65V251L67 250L68 252L70 251V252H73V253H79L80 255H81V262L82 263H87V264H99V257H98V255L100 256V254L101 253H99L98 254V252L97 251H94V250H92L91 249V247H92V241H91V239H92V237H86V236H83V235H79V233H77V232H79L78 231V228L76 227V224H75V222L73 223L72 222V224H71ZM93 222V221H92ZM101 222V221H100ZM140 222V221H139ZM155 222H157V220L155 221ZM159 222V221H158ZM217 222V221H216ZM47 223V222H46ZM54 223V222H53ZM81 223V222H80ZM210 223V222H209ZM208 223V224H209ZM214 223V222H213ZM224 223V222H223ZM230 223V224H231ZM245 223V222H244ZM248 223V222H247ZM263 223V222H262ZM4 224V223H3ZM10 224V223H9ZM15 224V223H14ZM20 224V223H19ZM23 224V223H22ZM33 224V223H32ZM48 224V223H47ZM57 224V223H56ZM66 224V223H65ZM181 224H183V223H181ZM178 221H176V220H170L169 219V221H168V223H166V225H164V226H161V225H156L155 226V234L157 235V236H159L160 238H161V240H163V242H164V247H158L157 249H158V252L160 253V255H161V258L163 259V261H164V264H184L183 262H181L180 261V259H181V257H183L184 259H183V261L185 262V260H186V262H185V264H194V262L195 261H197V259L200 257V255H204V254H206L205 252H203V251H200V250H197V249H194V248H192V246L194 245V244H191L190 243V241L188 242L187 241V238H186V234L187 235H189V233H188V231H187V229L186 228H184L182 225H181ZM191 224V223H190ZM198 224H199V222H198ZM207 224V226L209 227V225ZM210 224H212V223H210ZM222 224V223H221ZM220 224V225H221ZM225 224V223H224ZM229 224V223H228ZM258 224V223H257ZM27 225V224H26ZM26 225H24V226H20L19 225V232L17 233L18 235L16 236L14 233V236L12 235V234H10L11 233V231H10V233H8L9 232V230L11 229L10 227H8V228H10L9 230H8V232H6L5 230H7V229H5V230H3V227H0V237L1 238H3V240L5 241V243H7L6 244V246H4V247H2L3 249H4V255L6 256V258H7V256H9L10 257V255L12 256V254H14V253H19L18 252V250H20L21 249V241H22V238H31V236H33V230L31 231V227H27ZM45 225V224H44ZM55 225V224H54ZM78 225H79V222H78ZM87 225H88V223H87ZM86 225V226H87ZM110 225H112L111 223L109 224V226ZM114 225V224H113ZM214 225H216V224H214ZM219 225V226H220ZM251 225V224H250ZM29 226V225H28ZM47 226H49V225H47ZM56 226V225H55ZM63 226H65V225H63ZM66 226V227H67ZM98 226V225H97ZM190 226V225H189ZM223 226V225H222ZM225 226H227V225H225ZM231 226V225H230ZM230 226H227V228L229 227L230 228ZM17 227V226H16ZM27 227V228H26ZM43 227V226H42ZM89 227V226H88ZM105 227H107V226H105ZM112 227H114V226H112ZM116 227V226H115ZM211 227H212V225H211ZM221 227V226H220ZM261 227H262V225H261ZM26 228V229H25ZM63 228V227H62ZM62 228H61V230H62ZM83 228V227H82ZM92 228V227H91ZM94 228V227H93ZM96 228V227H95ZM99 228V227H98ZM108 228V227H107ZM248 228V227H247ZM256 228V227H255ZM259 228H260V226H259ZM14 229V228H13ZM12 229V230H13ZM34 229V228H33ZM58 229H60V228H58ZM65 229V228H64ZM90 229V228H89ZM110 229V228H109ZM117 229H119V228H117ZM146 229V228H145ZM225 229V228H224ZM264 229V228H263ZM93 230V229H92ZM103 230V229H102ZM105 230V229H104ZM106 230H108V229H106ZM111 230V229H110ZM151 230V229H150ZM192 230V229H191ZM200 230V229H199ZM248 230H249V228H248ZM260 230V229H259ZM15 231V230H14ZM14 231H12V232H14ZM34 231H37V229L35 230L34 229ZM38 231H40V230H38ZM85 231H87V230H85ZM116 231V230H115ZM152 231V230H151ZM194 231V230H193ZM206 231H208V230H206ZM217 231V230H216ZM230 231V230H229ZM234 231V230H233ZM247 231V230H246ZM46 232V231H45ZM56 232V231H55ZM62 232V231H61ZM96 232V231H95ZM107 232H109V231H107ZM148 232V231H147ZM200 232V231H199ZM209 232H210V230H209ZM214 232V231H213ZM240 232V231H239ZM37 233V232H36ZM58 233V232H57ZM56 233V234H57ZM90 233V232H89ZM118 233H119V231H118ZM129 233V232H128ZM150 233H152V232H150ZM191 233V232H190ZM208 233V232H207ZM233 233V232H232ZM248 233H250L249 231H248ZM40 234H42V233H40ZM53 234H55L54 232H53ZM55 234V235H56ZM83 234V233H82ZM85 234V233H84ZM88 234V233H87ZM111 234V233H110ZM117 234V233H116ZM148 234V233H147ZM192 234V233H191ZM194 234V233H193ZM203 234H204V232H203ZM202 234V235H203ZM205 234H206V232H205ZM215 234V233H214ZM216 234H217V232H216ZM253 234V233H252ZM251 234V235H252ZM38 235V234H37ZM58 235V234H57ZM56 235V236H57ZM63 235V234H62ZM66 235V234H65ZM113 235V234H112ZM124 235V234H123ZM150 235V234H149ZM148 235V236H149ZM195 235H196V233H195ZM195 235H193V237L194 238H197L198 237V235H197V237H195ZM219 235V232H218V234H217V236ZM42 236H43V234H42ZM55 236V237H56ZM69 236V235H68ZM69 236V237H70ZM82 236V237H81ZM99 236H101V235H99ZM113 236H115L116 237V235H113ZM190 236H192V235H190ZM213 236V235H212ZM211 236V237H212ZM216 236V235H215ZM220 236V235H219ZM260 236H262V235H260ZM264 236V235H263ZM55 237H52V238H55ZM59 237H60V235H59ZM63 237V236H62ZM68 237V238H69ZM85 237V238H84ZM102 237H103V235H102ZM112 237V236H111ZM110 237V238H111ZM123 237V236H122ZM193 237H192V239H193ZM200 237V236H199ZM204 237V236H203ZM210 237V238H211ZM231 237V236H230ZM250 237V236H249ZM64 238V237H63ZM118 238V237H117ZM116 238V239H117ZM190 238V237H189ZM202 238V237H201ZM217 238V237H216ZM244 238H245V236H244ZM26 239V240H27ZM51 239V238H50ZM58 239V238H57ZM62 239V238H61ZM97 239H99L98 237H97ZM114 239V238H113ZM242 239V238H241ZM1 240V239H0ZM25 240V239H24ZM34 239H32V241H33ZM44 240V239H43ZM49 240V239H48ZM95 240V239H94ZM110 240V239H109ZM118 240V239H117ZM193 240H195L196 241V239H193ZM212 240V239H211ZM211 240H208V241H211ZM256 240V239H255ZM30 241H31V239H30ZM29 241V242H30ZM64 241V240H63ZM97 241V240H96ZM198 241V240H197ZM205 241H207V238H205ZM204 241V242H205ZM207 241V242H208ZM217 241V240H216ZM222 241V240H221ZM254 241V240H253ZM1 242V241H0ZM29 242H27V243H29ZM34 242V241H33ZM57 242H60V241H57ZM98 242H99V240H98ZM102 242V241H101ZM110 242V241H109ZM162 242V243H163ZM200 241H198V243H199ZM203 242V241H202ZM215 242V241H214ZM239 242V241H238ZM3 243V242H2ZM35 243V242H34ZM55 243V242H54ZM54 243H50V244H54ZM118 243L120 244V245H122L124 248H125V251H123V253H121V251H119L120 253H121V257H122V259L126 262L127 261V263H129V264H142L141 263V260H140V255L138 256L137 255V253H136V251H135V249H134V245L131 243V241H130V238L129 237H125L124 236V238H120L119 239V241H118ZM154 243V242H153ZM218 243H219V240H218ZM36 244V243H35ZM49 244V243H48ZM68 244V243H67ZM93 244H94V242H93ZM97 244V243H96ZM101 244H103V242L101 243ZM154 244H156V243H154ZM201 244V243H200ZM207 244V243H206ZM209 244V243H208ZM215 244H217V243H215ZM221 244H222V242H221ZM231 244V243H230ZM260 244V243H259ZM2 245V244H1ZM4 245V244H3ZM22 245H23V243H22ZM29 245V244H28ZM55 245V244H54ZM98 245H100V244H98ZM98 245H97V247H98ZM115 245V244H114ZM161 245V244H160ZM192 245V246H191ZM213 245V244H212ZM237 245H238V243H237ZM25 246V245H24ZM30 246V245H29ZM32 246V245H31ZM37 246V245H36ZM43 246H45V245H43ZM58 246V247H59ZM94 246V245H93ZM102 246V245H101ZM121 246V247H122ZM155 246V245H154ZM167 246V247H166ZM204 246V245H203ZM217 246V245H216ZM241 246V245H240ZM34 246H32L31 248H33ZM47 247V246H46ZM45 247V248H46ZM168 247H170L171 248V251H169V249H168ZM211 247V246H210ZM256 247H258V246H256ZM20 248V249H19ZM104 248V247H103ZM102 248V249H103ZM113 248H114V246H113ZM196 248H197V246H196ZM213 248V247H212ZM217 248V247H216ZM215 248V250H217ZM235 248V247H234ZM264 248V247H263ZM262 248V249H263ZM38 249H39V246H38ZM55 249V248H54ZM57 249V248H56ZM96 249H98V248H96ZM101 249V248H100ZM200 249V248H199ZM229 249V248H228ZM244 249V248H243ZM259 249H261V248H259ZM2 250V249H1ZM46 250V249H45ZM99 250V249H98ZM114 250H116V249H114ZM118 250V249H117ZM204 250V249H203ZM208 250V249H207ZM239 250V252H240V249H238ZM245 250H247V249H245ZM252 250V249H251ZM27 251V250H26ZM25 251V252H26ZM39 251V250H38ZM42 251H44V249L42 250ZM49 251H51L50 249H49ZM53 251H55V250H53ZM57 251V250H56ZM111 251V250H110ZM157 251V250H156ZM222 251H224V250H222ZM237 251V250H236ZM20 252H22L21 250H20ZM24 252V253H25ZM30 252V251H29ZM211 252V251H210ZM209 252V253H210ZM218 252V251H217ZM233 252H234V250H233ZM232 252V253H233ZM31 253V252H30ZM30 253H28V254H30ZM45 253V252H44ZM49 253H52V251L51 252H49ZM59 253V252H58ZM112 253V252H111ZM117 253V252H116ZM211 253H213V251L211 252ZM224 253H226L225 251H224ZM236 253H238V252H236ZM249 253V252H248ZM255 253V252H254ZM260 253V252H259ZM264 253V252H263ZM1 254V253H0ZM34 254V253H33ZM62 254V253H61ZM71 254V253H70ZM69 254V255H70ZM78 254V255H79ZM221 254V253H220ZM223 254V253H222ZM229 254V253H228ZM256 254V253H255ZM262 254V253H261ZM2 255V254H1ZM20 255H22V253L20 254ZM35 255V254H34ZM43 255V254H42ZM46 255V254H45ZM51 255V254H50ZM57 255V254H56ZM114 255H116V254H114ZM158 255V254H157ZM234 254H232V256H233ZM242 255V254H241ZM246 255H248V254H246ZM251 255H252V253H251ZM259 255V254H258ZM263 255V254H262ZM22 256H24V255H22ZM21 256V257H22ZM28 256H30V255H28ZM28 256H27V258H28ZM37 256V255H36ZM48 256V255H47ZM54 256V255H53ZM74 256V255H73ZM119 256V257H120ZM218 256V255H217ZM221 256V255H220ZM219 256V257H220ZM229 256V255H228ZM231 256V255H230ZM234 256H236V255H234ZM14 257V256H13ZM32 257H34V256H32ZM58 257V256H57ZM63 257H65L64 255H63ZM72 257V256H71ZM75 257V256H74ZM79 257V256H78ZM116 257V256H115ZM206 258H207V256H205ZM218 257V258H219ZM227 257V256H226ZM225 257V258H226ZM237 257V256H236ZM242 257V256H241ZM244 257H250L249 255L248 256H244ZM259 257V256H258ZM5 258V259H6ZM23 258V257H22ZM26 258V257H25ZM37 258V257H36ZM44 258V257H43ZM46 258V257H45ZM68 258H70V257H68ZM73 258V257H72ZM71 258V259H72ZM77 258V257H76ZM80 258V257H79ZM160 258V259H161ZM209 258H211V257H209ZM208 258V259H209ZM215 258V257H214ZM217 258V259H218ZM229 258H231V257H229ZM233 258L234 257H232V260H233ZM243 258V257H242ZM242 258H240L239 257V259H242ZM254 258V257H253ZM8 259V258H7ZM51 259V258H50ZM57 259V258H56ZM62 259V258H61ZM222 259V258H221ZM221 259L220 260H218V261H221ZM237 259V258H236ZM256 259H258V258H256ZM1 260V259H0ZM10 260V259H9ZM13 260V259H12ZM11 260V261H12ZM21 260V259H20ZM32 260V259H31ZM35 260H37V259H35ZM35 260H33V262L35 261ZM40 260H41V258H40ZM72 260H74V259H72ZM206 260V259H205ZM204 260V261H205ZM223 261H221V262H219L218 264H234L235 263V261H234V263L233 262H231L230 260H227V259H222ZM234 260H235V258H234ZM243 260H244V258H243ZM261 260V259H260ZM24 261V260H23ZM22 261V262H23ZM29 261V260H28ZM42 261V260H41ZM75 261V260H74ZM78 261V260H77ZM200 261V260H199ZM213 261V260H212ZM211 261V262H212ZM246 261V260H245ZM33 262H27L26 261V263L25 264H32ZM38 262V261H37ZM72 262V261H71ZM80 262V261H79ZM103 262V261H102ZM107 262H108V260H107ZM106 262V263H107ZM203 262V261H202ZM210 262V261H209ZM208 262V263H209ZM214 263H215V261H213ZM212 262V263H213ZM4 263H6V262H4ZM14 263V262H13ZM41 263V262H40ZM51 263V262H50ZM112 263V262H111ZM110 263V264H111ZM123 263V262H122ZM205 263H206V261H205ZM211 263V264H212ZM213 263V264H214ZM246 263H248L247 261H246ZM255 263H257L256 261H255ZM260 263V262H259ZM35 264V263H34ZM39 264V263H38ZM43 264H49L48 262H46V263H43ZM54 264V263H53ZM71 264V263H70ZM75 264V263H74ZM104 264V263H103ZM163 264V263H162ZM204 264V263H203ZM237 264H239V263H237ZM241 264V263H240ZM245 264V263H244ZM249 264H251V263H249Z\"/></svg>",
	"mask_w": 264,
	"mask_h": 264
}]
</instances>
